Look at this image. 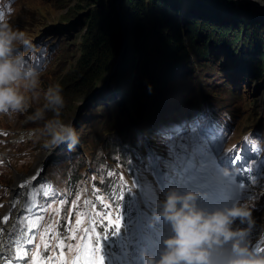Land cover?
Instances as JSON below:
<instances>
[{
  "label": "rangeland",
  "instance_id": "obj_1",
  "mask_svg": "<svg viewBox=\"0 0 264 264\" xmlns=\"http://www.w3.org/2000/svg\"><path fill=\"white\" fill-rule=\"evenodd\" d=\"M170 2L169 10L184 35L187 13L197 11L192 7L198 1ZM125 4V0H0V12L32 44L31 49L19 50L41 73L36 90L39 98L30 100L27 112L0 114V225L18 218V235L25 234L24 240L17 235L13 238L8 254L24 248L29 255L18 258L20 264H33V257L47 242L49 256L55 251L59 257L63 251L64 258L71 261L75 253L54 249L57 241L45 235L42 242L41 234L52 225L51 232L64 238L65 244H76L67 239L68 226L75 224V212L92 211L85 201L104 211L97 196L110 205L111 217L119 210L123 219L118 234L123 233L126 240L145 235L153 204L162 198L167 179L176 174L175 166L187 153L202 150L195 146L198 134L209 136L208 152L217 151L219 167L229 163L244 168V182L240 183L244 187H239L237 200L254 205L255 224L249 239L251 246L264 249V58L261 72L255 66L260 51L264 56V43L260 49L256 43L257 38L264 41V10L231 0V17L207 16L217 24H231L224 36L217 27L205 24L206 9L196 12L193 15L200 31L196 46H205L207 53L196 52L184 36L185 51L172 59L162 42V6L145 10V31L136 37ZM104 6L112 20L114 39L106 45L110 48L103 55L109 58L105 69L89 71L84 62L89 45L87 21L94 9ZM205 34L208 41L202 45L199 36ZM221 36L231 42L230 48L221 44ZM103 56H96L100 57L96 62ZM135 63L137 67L132 68ZM55 84L61 86L65 99L60 118L74 126L79 143L72 151L61 145L49 153L44 140L30 134L44 120L33 122L28 116L44 109V92ZM52 115L45 111V119ZM236 155L242 156V163H234ZM206 157L198 163H208ZM202 172L216 170L196 166L192 178L184 183L189 186ZM37 220L32 227L31 222ZM97 231L104 256L114 228L104 218Z\"/></svg>",
  "mask_w": 264,
  "mask_h": 264
},
{
  "label": "clouds",
  "instance_id": "obj_2",
  "mask_svg": "<svg viewBox=\"0 0 264 264\" xmlns=\"http://www.w3.org/2000/svg\"><path fill=\"white\" fill-rule=\"evenodd\" d=\"M258 2L264 4V0ZM20 47L31 49L32 44L8 17H0V114L25 113L30 100L39 98L36 90L41 73ZM62 91L59 84L50 85L44 92V109L28 116L33 122L44 120L43 126L30 134L43 139L49 153L61 145L72 151L79 143L74 126L60 118L65 108ZM45 111H51L52 118L45 119ZM231 175L229 169L220 167L202 186H167L162 198L153 204L149 222L150 227L165 229L159 237V249L141 251L139 264H264V252L251 246L249 239L255 224L254 205L238 199L213 206L224 191L219 181Z\"/></svg>",
  "mask_w": 264,
  "mask_h": 264
},
{
  "label": "trees",
  "instance_id": "obj_3",
  "mask_svg": "<svg viewBox=\"0 0 264 264\" xmlns=\"http://www.w3.org/2000/svg\"><path fill=\"white\" fill-rule=\"evenodd\" d=\"M186 1V0H185ZM198 4L195 7L196 12L200 13L203 9H206V16H205V24L217 27L221 35H225L227 29L231 28V24L229 23H221L217 24V20L211 21L210 18H207V16L215 15L213 18L218 19L220 15L225 14L228 17H231L230 13H232V4L231 0H197ZM238 2L244 3L241 0H238ZM125 12L128 15V19L132 21V27H133V33L134 36H142L145 31V10H149L151 8H157L159 5L162 6L160 8V19L159 23L162 24L165 27L162 38V42L164 43L166 49L168 50L169 54L172 56V59H176L177 52L180 54L181 52L185 51V39L184 36H186L191 45L192 48L196 50V52H200L201 55H205L207 53L206 47H197L196 46V36L200 34V31L197 27V20L196 16L193 14H198L195 11L188 12L189 20L185 27V33H183L180 30V27L175 22V17L172 15V12H170L171 2L170 0H125ZM222 9V10H221ZM184 12V11H183ZM223 12V13H222ZM108 7H102L101 9H94L87 21L88 25V34H89V45L87 48L85 47V59L84 62L89 66V71H95L100 69L98 72L105 69L107 60L109 58H105L103 55L109 50L110 47H106L107 43H111V40L114 39V33L111 29L112 27V20L109 16ZM227 17V18H228ZM204 19V18H203ZM231 19V18H230ZM230 19L226 20L229 21ZM204 23V22H203ZM238 25L235 26V35L233 39L236 40L239 34L240 28H237ZM246 33V30L243 29L242 34ZM208 35H200L199 39L202 41V45H205L206 40L208 41ZM222 37V36H221ZM137 39V38H136ZM221 44H225L226 47H231V42L225 37L221 38ZM233 42V40H232ZM257 48L260 49L264 43L263 39L257 38L256 39ZM232 49H230L231 51ZM233 52V51H232ZM104 53V54H103ZM103 56L104 58L102 60H99L97 63L96 60L99 58L96 56ZM259 57L257 61H253L252 64L257 67V72H261L263 70L261 66V60L264 58L263 53L261 51L259 52ZM96 58V59H95ZM95 60V61H94ZM102 63V64H101ZM251 64V65H252ZM101 67V68H100ZM132 68L137 67V63L132 64ZM131 68V69H132Z\"/></svg>",
  "mask_w": 264,
  "mask_h": 264
},
{
  "label": "snow or ice",
  "instance_id": "obj_4",
  "mask_svg": "<svg viewBox=\"0 0 264 264\" xmlns=\"http://www.w3.org/2000/svg\"><path fill=\"white\" fill-rule=\"evenodd\" d=\"M2 16H4V13L0 12V17ZM199 159H203V157H200ZM239 162H242V156L236 155L234 157V163ZM261 163H264V161H261ZM249 171H251V169H249ZM202 175L206 177V180L209 177L206 173L203 172ZM33 179H35V177ZM239 187L243 188L244 185L240 184ZM96 199L103 206L104 211H97L95 204H93L91 201H85L86 205H91L92 211L84 213H81L79 211L75 212V224H69L68 226V232L70 233V235L67 236V239L76 240V244H65L64 238L51 232V229L53 227L52 225H49L45 233L41 234L42 242L45 239V235H50V238L52 240L57 241V243L53 246L54 249H67L69 253H75V255L71 258V261L64 258L63 251L60 252L59 257H57L55 251H53V255L49 257L47 261L42 260L41 257L44 255V253L47 252L50 247V243L46 242L43 243L44 252L42 253L38 251L33 257V264H104V257L102 255L101 247V235L100 232L97 231V224L102 223L103 219L106 218L108 225L114 228V231H112V235L115 236L120 232L122 228L123 218L120 215L119 210H117L114 218L111 217L107 211L110 208V205L104 202L103 197L97 196ZM76 200H79V196H77ZM76 206V201H73V208H75ZM71 215L72 211L69 210V216ZM85 218L87 226H84ZM5 219H7V217H5ZM39 219L42 220L43 218L40 217ZM38 223L39 220L32 221V227H35ZM106 231L107 229H105V232ZM107 237L108 236L105 234L103 238L106 239ZM28 243L32 244V241L29 240ZM36 247L37 249H40L41 246L38 244L36 245ZM255 248L260 252L264 251V249H261L259 247ZM28 255L29 251L18 250L17 252V256L20 259H23Z\"/></svg>",
  "mask_w": 264,
  "mask_h": 264
},
{
  "label": "bare ground",
  "instance_id": "obj_5",
  "mask_svg": "<svg viewBox=\"0 0 264 264\" xmlns=\"http://www.w3.org/2000/svg\"><path fill=\"white\" fill-rule=\"evenodd\" d=\"M241 1L246 2L249 5L258 7L261 10H264V4H262L261 2H256L254 0H241ZM242 161H243V159H242ZM240 163H242V162H240ZM241 165H244V163L241 164ZM26 178L32 180L30 176L29 177L27 176ZM23 199H24V196H23ZM17 208L18 207H16L14 211H16ZM14 217L15 216H14V213H13L12 214V218H14ZM3 219H4V217L1 219V221ZM17 220H18V218L17 219L15 218V220L10 221L11 224L8 221L6 223V225L5 224L4 225H2V224L0 225V264H6L9 261L10 262L13 261L15 258H18V256H17L18 250L15 253H13V255L8 254V250H7V246L9 245V243L11 241L16 239V238H14V237H16V235L18 236L19 240L20 239H23V240L25 239V234L20 235V236L18 235L21 225H20V219L18 220V222H17ZM19 250H21V249H19Z\"/></svg>",
  "mask_w": 264,
  "mask_h": 264
},
{
  "label": "water",
  "instance_id": "obj_6",
  "mask_svg": "<svg viewBox=\"0 0 264 264\" xmlns=\"http://www.w3.org/2000/svg\"><path fill=\"white\" fill-rule=\"evenodd\" d=\"M42 165H45L44 163Z\"/></svg>",
  "mask_w": 264,
  "mask_h": 264
}]
</instances>
